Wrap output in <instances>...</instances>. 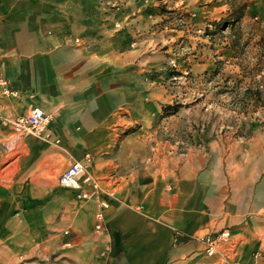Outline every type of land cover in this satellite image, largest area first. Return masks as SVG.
I'll list each match as a JSON object with an SVG mask.
<instances>
[{"label":"crops","instance_id":"0c3cea01","mask_svg":"<svg viewBox=\"0 0 264 264\" xmlns=\"http://www.w3.org/2000/svg\"><path fill=\"white\" fill-rule=\"evenodd\" d=\"M224 1L170 0L191 16L158 33L155 0H0V140L20 151L0 190V264H223L200 239L225 228L234 264H264L260 102L230 130H195L181 146L143 131L172 96L179 37L183 75L212 66L201 33ZM34 107L45 130L16 132ZM128 125L140 129L119 131ZM87 153L100 190L83 199L59 176Z\"/></svg>","mask_w":264,"mask_h":264},{"label":"rangeland","instance_id":"374dc122","mask_svg":"<svg viewBox=\"0 0 264 264\" xmlns=\"http://www.w3.org/2000/svg\"><path fill=\"white\" fill-rule=\"evenodd\" d=\"M99 1L121 2V0ZM155 1L159 19L155 30L160 33L165 26L171 25L180 31L184 30L183 27L191 16L190 12L182 11L181 6L173 8L174 5L169 4L170 0ZM238 2H247L248 6L250 5V9L247 7L240 21L233 25H224L226 20L230 21L228 18L232 12V7L225 0V7L214 20L215 25L207 26L201 33L206 39L204 43L206 51L214 57L212 66L203 73L193 76L181 73L179 58L183 56L187 46L183 36L175 42L172 50L174 55L170 59L173 70L171 82L174 83L172 96L168 98L167 107L160 110L151 125L143 128V131L156 132L154 135L156 137H153L157 139L156 141H178V145L181 146L182 142L194 141L191 134L195 130L211 131L214 124L221 132L230 130L238 117L256 111L255 103L252 101H259L264 109V0ZM219 23L223 24L222 29L219 28ZM155 48L163 50L165 44L157 41ZM187 76L191 78L192 84L188 90L181 83ZM199 84H203V89L198 88ZM198 115H204L205 121L198 122ZM138 129H140L138 125L119 127V131L123 132ZM182 132H188L189 136L185 139L181 138ZM19 154L20 151L12 142L6 139L0 140L1 192L5 191L3 185L9 183L13 172L15 174V171L11 170L12 162L19 157ZM7 166L11 169L9 170ZM96 230L100 229L96 228Z\"/></svg>","mask_w":264,"mask_h":264},{"label":"built area","instance_id":"2783aa9c","mask_svg":"<svg viewBox=\"0 0 264 264\" xmlns=\"http://www.w3.org/2000/svg\"><path fill=\"white\" fill-rule=\"evenodd\" d=\"M48 124V116L39 107L32 108L28 114L17 117L12 125L14 129L23 133L41 134ZM93 160L91 153L85 154V161L72 162L59 176V183L62 186L74 188L79 191V197L87 199L100 190V181L94 177L88 168V164ZM113 195V192H110ZM100 209L96 214L97 229H102L104 220V210L109 206L105 201H101ZM232 239V232L225 228L215 234H208L201 238L205 246V252L209 256H217L223 264H234V254L228 248ZM233 255V256H232Z\"/></svg>","mask_w":264,"mask_h":264},{"label":"trees","instance_id":"16d2710c","mask_svg":"<svg viewBox=\"0 0 264 264\" xmlns=\"http://www.w3.org/2000/svg\"><path fill=\"white\" fill-rule=\"evenodd\" d=\"M227 1L232 7V12L230 14V17L228 18L230 19V21L226 20L224 23V25L226 26H228L229 24L233 25L235 22L240 21L244 17L246 13V9L248 7L247 2H238L239 0H227ZM222 25L223 24L219 23V28L222 29Z\"/></svg>","mask_w":264,"mask_h":264}]
</instances>
